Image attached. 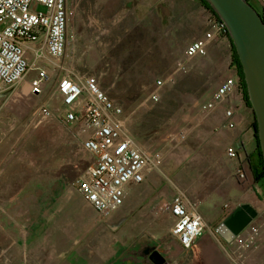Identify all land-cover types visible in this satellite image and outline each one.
Instances as JSON below:
<instances>
[{
    "label": "rangeland",
    "instance_id": "rangeland-1",
    "mask_svg": "<svg viewBox=\"0 0 264 264\" xmlns=\"http://www.w3.org/2000/svg\"><path fill=\"white\" fill-rule=\"evenodd\" d=\"M138 1L66 0L75 14L68 32L72 43L62 63L97 78L111 102L121 108L124 128L142 148L156 147L162 154L184 150L183 176L190 179L187 150L194 146L190 141L201 125L177 145L166 144L163 132L186 120L206 100L228 74L229 65L216 66L207 54L189 60L187 72L177 68L186 45L169 48L164 25L155 18L140 30L134 12L133 31L147 36L149 50L143 51V57H124L123 42L116 44L125 29L119 18L124 4ZM252 2L264 10V0ZM180 6L189 7L186 0ZM97 18L101 25L95 29L92 22ZM201 24L196 26L185 16L179 25L181 34L191 42L202 35L206 20ZM36 74L31 70L27 79ZM59 75L55 73L40 94L31 93L24 82L0 95V264H155L148 259L152 251L161 256V264H213L211 255L229 264L218 246L198 253L180 248L171 236L167 212L156 214L154 207L142 213L140 202L133 201L124 216L122 206L100 218L76 193V181L94 161L81 147L92 131L82 122L71 127L59 122L63 104L54 92ZM157 80L163 83L159 89L154 86ZM154 92L158 98H153ZM41 107L55 116L46 120L40 116ZM210 116L223 114L215 110ZM262 257L264 247L253 261Z\"/></svg>",
    "mask_w": 264,
    "mask_h": 264
},
{
    "label": "built area",
    "instance_id": "built-area-1",
    "mask_svg": "<svg viewBox=\"0 0 264 264\" xmlns=\"http://www.w3.org/2000/svg\"><path fill=\"white\" fill-rule=\"evenodd\" d=\"M74 14L75 8L67 5L66 0H0V95L24 82L30 86L31 93L40 94L44 84L60 72L54 85V92L63 104L59 122L66 127L82 122L92 131L82 140L81 147L94 161L76 181L75 191L100 218H106L123 205L126 186L142 183L145 169H159L169 158V150L168 154H162L156 147L138 145L123 126L121 108L111 102L97 78L63 65L68 43H72L68 32ZM260 17L264 22L262 9ZM207 22L202 35L184 47L183 59L176 62L177 68L189 71L188 61L206 56L223 36L225 27L221 21L211 16ZM219 53L222 59H229L228 48ZM31 70L37 74L27 79ZM238 83L237 70L229 66L225 78L206 100L187 114L186 120L164 130L162 137L166 144L184 143L215 110L222 112V126L226 131L233 132L242 126ZM162 84L157 80L155 89ZM153 98H158L157 92ZM40 116L49 120L55 115L41 107ZM225 154L230 159L237 156L232 147ZM234 175L240 182L247 180L243 165L235 168ZM154 207L156 214L168 213L171 236L177 244L184 250L191 249L205 228L202 218L194 212L195 203L180 192L171 201H161ZM255 210L257 214L250 223L230 242H224L222 248L229 264H264V257L253 261L264 247V202Z\"/></svg>",
    "mask_w": 264,
    "mask_h": 264
},
{
    "label": "crops",
    "instance_id": "crops-1",
    "mask_svg": "<svg viewBox=\"0 0 264 264\" xmlns=\"http://www.w3.org/2000/svg\"><path fill=\"white\" fill-rule=\"evenodd\" d=\"M180 1L139 0L134 4L131 2L124 4L126 8L119 19H123L125 29L123 35L116 40V44L123 42L122 55L132 60L137 56L143 57L145 54L143 51L149 50L147 36L138 34L139 30L133 31L135 28L132 25L133 12L135 19L137 18L139 22L137 25L139 29L147 26L153 18L156 22H162L163 38L169 48L178 47L181 43L188 45L190 42L186 39V34H181L179 26L181 19L185 16L190 17L194 19L196 26H199L200 21L203 24L206 20L207 24L211 14L198 0H186L189 6L186 8H181ZM179 15L180 17H177ZM92 23L95 29L101 25L99 18L94 19ZM225 48H228V42L225 37H221L209 51L206 59L210 63H215L216 66L227 67L229 59H222L219 53ZM136 52L142 53L136 55ZM140 66L143 67L144 64L141 63ZM237 99L244 118L243 125L233 132H228L222 126L223 116H210L201 127L195 130L194 139L190 141L194 146L189 148V145L187 150L188 157L191 158L188 162L191 178L183 176L181 155L184 150L169 151V158L159 169L147 168L143 171L145 180L142 183L137 186L133 184L126 186L123 207L121 206L123 216L133 201L140 202L139 208L142 213H149L159 202L171 201L178 193L183 192L192 203H195L194 212L205 223L202 234L195 240L190 250L198 253L218 246L219 253L225 257L222 248L224 241L215 233V228L238 205L250 204L257 208L263 201L257 195L259 194L258 186L249 180L251 174L247 160L243 162V159L255 148L251 113L243 104L238 90ZM229 147L237 152V156L233 159L225 155ZM178 153L180 161H178ZM239 165H243L247 174V180L244 182L236 180L234 175V170ZM145 253L148 254L147 251ZM208 257L213 264H224L225 260L219 255L214 260L212 255Z\"/></svg>",
    "mask_w": 264,
    "mask_h": 264
},
{
    "label": "water",
    "instance_id": "water-1",
    "mask_svg": "<svg viewBox=\"0 0 264 264\" xmlns=\"http://www.w3.org/2000/svg\"><path fill=\"white\" fill-rule=\"evenodd\" d=\"M204 1L223 23L237 55L264 164V22L247 0ZM256 214L250 204L238 205L215 228V233L230 242Z\"/></svg>",
    "mask_w": 264,
    "mask_h": 264
},
{
    "label": "trees",
    "instance_id": "trees-1",
    "mask_svg": "<svg viewBox=\"0 0 264 264\" xmlns=\"http://www.w3.org/2000/svg\"><path fill=\"white\" fill-rule=\"evenodd\" d=\"M198 1L202 4V6L204 8H206L210 12L211 16L216 21L220 22L218 17L215 15V13L211 10L209 5L204 0H198ZM247 1L261 15V9L258 8L252 2V0H247ZM222 37H225V39L228 42L229 66L233 67V68H235L237 70V74H238V77H239L238 92L240 94L241 100H242L243 104L245 105V107L251 113V117H252L251 129L253 131L255 148H254V151L251 154H248L246 156V160L248 162V166H249V169H250V174H251V177H252V181H253V183H255L258 186L259 194H257V195H258V197L261 200L264 201V164H263L261 152H260V149L258 147V141H257V137H256V122H255V118H254L253 112H252V110L250 108V104H249V101H248V98H247L246 87H245V83H244V80H243L241 66L239 64V61H238L237 55L235 53L234 47L232 46L231 40H230L226 30H225V32H224ZM148 256H149L150 261L155 263V264H159L160 259L162 260L161 256L156 251H152Z\"/></svg>",
    "mask_w": 264,
    "mask_h": 264
},
{
    "label": "flooded vegetation",
    "instance_id": "flooded-vegetation-1",
    "mask_svg": "<svg viewBox=\"0 0 264 264\" xmlns=\"http://www.w3.org/2000/svg\"><path fill=\"white\" fill-rule=\"evenodd\" d=\"M162 260L160 259L159 264H161Z\"/></svg>",
    "mask_w": 264,
    "mask_h": 264
}]
</instances>
